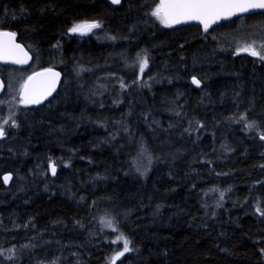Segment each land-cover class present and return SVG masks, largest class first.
<instances>
[{
  "label": "trees",
  "instance_id": "16d2710c",
  "mask_svg": "<svg viewBox=\"0 0 264 264\" xmlns=\"http://www.w3.org/2000/svg\"><path fill=\"white\" fill-rule=\"evenodd\" d=\"M158 3L0 0V31L33 58L0 65V122L19 124L0 141V174H13L8 189L0 176V264H108L121 232L136 250L116 264H264V61L234 54L243 18L204 35L165 27L149 15ZM47 68L63 81L45 105L8 94L7 72Z\"/></svg>",
  "mask_w": 264,
  "mask_h": 264
},
{
  "label": "snow or ice",
  "instance_id": "6c2138e0",
  "mask_svg": "<svg viewBox=\"0 0 264 264\" xmlns=\"http://www.w3.org/2000/svg\"><path fill=\"white\" fill-rule=\"evenodd\" d=\"M121 2L122 0H111V3L114 5H119ZM256 9L264 10V0H159V3L149 13V15L156 18L165 27H173L174 25L181 23L197 21L203 25L204 32H208L210 26L222 18L227 19L238 12H248L250 10ZM100 27L101 24L95 21L91 23H76L68 29V32L72 34L78 33L84 35L87 32H90L92 29ZM4 37H7V42H5L3 39ZM15 37L16 33L0 32V61L7 62L9 59H11L13 63L25 62L22 59L14 58V50H18L19 53H22L25 58H30L28 57L27 52L24 51L23 46L21 44L15 43ZM111 39L114 40L115 37H111ZM241 53H246L249 56L258 58L260 61H264V39H251L250 41H245L239 44L234 50V54L240 55ZM137 62L139 64V72L142 77V74L149 65L148 56L146 54L142 57L138 56ZM45 73L50 74L52 77L47 86L40 92L30 91L29 84L31 81H33L36 76H42ZM59 76L60 73L54 72L51 68L45 69L44 73H35L33 76H29L28 80L22 85L21 90L23 95L20 97V101L25 105L41 103L55 90V84ZM192 83L200 86L201 81L193 76ZM120 86L121 88L125 87L122 82ZM3 87V81H0V90H2ZM0 103H3V101H0ZM176 115H180V113L177 112ZM240 119L246 121L245 127L248 130L259 127V124L255 120L250 122L247 121V114L241 116ZM9 120H11L10 125ZM5 125H9L13 128L19 127V124L14 119H12V114H10L7 119H4L2 123H0V139H5L7 136ZM200 127H203V125L201 124ZM259 138L264 140V132L260 133ZM150 159L151 158L149 157V160ZM260 167L264 168V164L260 165ZM137 170L139 171V169ZM50 171L53 176L56 174V167L54 166V163L50 165ZM224 175H227V173H224ZM0 176H2L3 183L5 184H7L12 179L11 174H0ZM214 191L219 190L215 189ZM220 199H224L223 192L220 193ZM256 211L261 216H264V211L261 210L259 204L256 205ZM101 223L105 224L106 227L110 228L112 231H117V228L113 225L111 220H102ZM119 241H123L122 250H117L114 255L109 258L108 264H116V261L124 257L125 254L136 250L130 246L131 241L127 239L122 232L119 233V235L112 242L117 243ZM24 247H28V245H24ZM8 251L11 253V255L5 256L4 258L9 260L15 259V249H9ZM260 251L261 254L264 255V248H262ZM0 256H4V252L0 251ZM53 264H55V262H53Z\"/></svg>",
  "mask_w": 264,
  "mask_h": 264
},
{
  "label": "water",
  "instance_id": "95a60500",
  "mask_svg": "<svg viewBox=\"0 0 264 264\" xmlns=\"http://www.w3.org/2000/svg\"><path fill=\"white\" fill-rule=\"evenodd\" d=\"M159 2V0H158ZM256 14H264V10H259V9H256V10H250L248 12H238L236 13L235 15H232L230 18H227V19H220L218 20L217 22L213 23L208 32H204L203 30V25L200 24L199 22L197 21H189V22H186V23H181V24H178V25H174L173 28H177V29H180V28H185V27H191V26H198L201 28L202 32L204 35H207L209 34L213 29H215L216 27H219L221 25H224V24H227V23H230L232 21H235L239 18H244V17H248V16H252V15H256ZM0 32H10V31H0ZM14 33V32H13ZM89 32H87L86 34H88ZM84 34V35H86ZM81 35V34H80ZM5 40V42H7V37H4L3 38ZM15 43L17 44H21L24 48V51L27 52L28 54V57L30 58H25L23 56L22 53H19L18 50H14L15 52V56L14 58H19V59H22L24 60L25 62L23 63H13L11 59H9L7 62L5 61H0V65L1 66H4V67H10V68H15V69H19V70H27L30 68V66L32 65V62H33V58H32V55L30 54V52L28 51V49L22 44L19 42L18 40V36L16 35L15 37ZM10 46V45H9ZM48 69V68H47ZM54 72H59L60 73V76L55 84V90L51 93L50 96H48L46 99H44L41 103L39 104H28L26 106L30 107V108H39L43 105H45L47 102H49L50 100H52L54 98V96L57 94V92L59 91L60 89V86L62 84V81H63V75L62 73L57 70V69H53L51 68ZM45 72V69H42V70H39V71H36L35 73H44ZM35 73L31 74L30 76H33ZM52 79V77L50 76V74H47L45 73L44 75L42 76H36V78L31 81V83L29 84V89L30 91H36V92H40L42 91L48 84V82ZM28 80V78L26 79V81ZM0 81H3V84H4V87L2 90H0V99L1 97L3 96L5 90H6V85H5V82L4 80L2 79V77H0ZM25 81V82H26ZM195 85V84H194ZM196 87H200V86H197L195 85ZM0 141H2V139H0ZM52 165V164H50ZM49 169H50V166H49ZM51 173V171H50ZM8 174H11V173H5L4 175H8ZM52 175V174H51ZM12 176V179L7 183H3V180H2V177H1V181L4 185L5 188H9L12 184V181H13V174H11ZM53 176V175H52ZM55 176V175H54Z\"/></svg>",
  "mask_w": 264,
  "mask_h": 264
},
{
  "label": "rangeland",
  "instance_id": "374dc122",
  "mask_svg": "<svg viewBox=\"0 0 264 264\" xmlns=\"http://www.w3.org/2000/svg\"><path fill=\"white\" fill-rule=\"evenodd\" d=\"M228 39L236 44L237 46L245 41H250L251 39L261 40L264 39V14H256L243 18L237 25L233 32L227 35ZM6 83L9 88V95H13L16 86L19 98L23 95L22 85L25 83L26 79L18 81V77L14 73L7 72ZM4 102L0 103V108L3 107ZM1 123V122H0ZM38 174L47 176L49 169L37 166Z\"/></svg>",
  "mask_w": 264,
  "mask_h": 264
}]
</instances>
